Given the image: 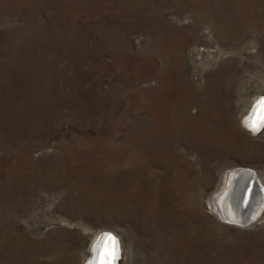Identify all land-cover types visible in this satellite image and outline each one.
<instances>
[{"label": "rangeland", "instance_id": "obj_1", "mask_svg": "<svg viewBox=\"0 0 264 264\" xmlns=\"http://www.w3.org/2000/svg\"><path fill=\"white\" fill-rule=\"evenodd\" d=\"M262 96L264 0H0V264L103 230L119 264H264V208L210 201L237 165L264 186Z\"/></svg>", "mask_w": 264, "mask_h": 264}, {"label": "bare ground", "instance_id": "obj_2", "mask_svg": "<svg viewBox=\"0 0 264 264\" xmlns=\"http://www.w3.org/2000/svg\"><path fill=\"white\" fill-rule=\"evenodd\" d=\"M262 101H264V96L256 100L245 116L244 121L255 118L259 123V128L256 130L251 129L245 123V126H247L252 132H257L264 124V119H261V115H264V111L261 110ZM253 174L257 175L256 170L249 166L237 165L236 167L227 170L223 185L221 184L222 187L215 192L210 200L212 210L223 220L231 221L232 223L238 221L239 223L235 224L242 226L247 225L264 208V186L262 185L261 192L255 188H253L252 191L250 190ZM245 217H249V219L246 220V222H243L242 220ZM106 234H111L115 237L114 246L109 243V246L114 249L115 255L114 258L110 259L106 253L102 262L100 259V253ZM118 245L120 247L121 256V240L119 236L111 230L101 231L93 240L90 249L88 250V255L85 257L82 264H118Z\"/></svg>", "mask_w": 264, "mask_h": 264}, {"label": "snow or ice", "instance_id": "obj_3", "mask_svg": "<svg viewBox=\"0 0 264 264\" xmlns=\"http://www.w3.org/2000/svg\"><path fill=\"white\" fill-rule=\"evenodd\" d=\"M261 110L264 111V101L261 102ZM261 119H264V115H261ZM245 123L247 124L248 127H250L253 130H256L259 128V123L255 118L248 120V121H245ZM234 222L239 223L238 221H234ZM109 243H111V245L114 246L115 237H113L111 234H106L105 235V241H104L101 253H100V259L102 262L104 260L106 253L110 259L114 258L115 252H114V249L109 246ZM98 245H99V242H98Z\"/></svg>", "mask_w": 264, "mask_h": 264}, {"label": "water", "instance_id": "obj_4", "mask_svg": "<svg viewBox=\"0 0 264 264\" xmlns=\"http://www.w3.org/2000/svg\"><path fill=\"white\" fill-rule=\"evenodd\" d=\"M251 181H252V186L250 188V190L252 191L253 188L257 189L258 191L261 192L262 190V184L260 183L257 175L253 174L252 178H251ZM249 217H245L242 221L243 222H246V220H248ZM118 250H119V258H120V247L118 245ZM117 250V252H118ZM119 258L117 259V263L119 264Z\"/></svg>", "mask_w": 264, "mask_h": 264}]
</instances>
